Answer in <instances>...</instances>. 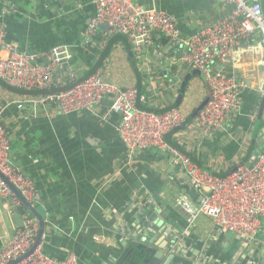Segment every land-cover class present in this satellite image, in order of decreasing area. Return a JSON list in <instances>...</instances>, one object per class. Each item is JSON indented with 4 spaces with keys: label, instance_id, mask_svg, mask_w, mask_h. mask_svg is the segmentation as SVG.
Listing matches in <instances>:
<instances>
[{
    "label": "crops",
    "instance_id": "obj_1",
    "mask_svg": "<svg viewBox=\"0 0 264 264\" xmlns=\"http://www.w3.org/2000/svg\"><path fill=\"white\" fill-rule=\"evenodd\" d=\"M96 1L0 0V25L8 41L30 53L42 54L57 45L71 48L73 57L56 70L57 86L51 92L71 86V71H77L81 80L100 71L123 88L136 86L139 108L156 113L180 108L186 124L192 125L196 110L209 94L202 71L175 66L172 59L180 56L182 47L166 48L169 41L159 33L140 59L126 36L107 34L106 26H100L92 42L83 45L86 28L96 14ZM142 3L176 15L184 38L230 11L218 0ZM258 40L260 32L252 42ZM248 46L245 42L241 48ZM165 48L176 57L169 58ZM224 67L245 84L240 112L213 137L204 138L187 125L165 134L168 144L220 176L230 174L236 163L252 160L258 150L251 153L253 140L264 138V114L259 119L264 51L248 52L241 63ZM45 93L28 92L0 80V121L11 136L12 162L36 184L32 206L44 218L40 241L44 253L58 259L74 253L79 264H146V258L157 264H264V218L249 246L210 218L202 216L189 224L175 203L181 191H190L188 174L169 152L147 148L131 153L127 149L119 134L121 115L111 111V96L94 110L62 114L53 103L34 107L33 98ZM148 202L156 204L164 222L157 236L149 231L153 223L146 228L138 221ZM27 210L0 198V247L21 226ZM169 231L176 233L173 243L168 241Z\"/></svg>",
    "mask_w": 264,
    "mask_h": 264
},
{
    "label": "built area",
    "instance_id": "obj_2",
    "mask_svg": "<svg viewBox=\"0 0 264 264\" xmlns=\"http://www.w3.org/2000/svg\"><path fill=\"white\" fill-rule=\"evenodd\" d=\"M143 1L97 0L96 14L86 28L82 44L91 43L105 23L108 24L107 34L124 35L129 39L136 59L141 58L145 47L155 44L156 33L182 42L188 52L173 58L172 63L202 71L211 91L210 101L196 115L192 125L186 124L187 117L180 108L163 113L139 108L136 86L123 88L108 81L100 71L82 80L78 79L77 71H71L68 74L71 86L51 92L50 89L57 86L56 70L73 57L71 48L57 45L42 54L27 52L17 42L7 40L3 25H0V80L28 92L46 90L47 93L33 98L34 107L53 103L62 114L94 110L106 96H111V111L121 115L119 134L127 149L131 153L147 148L169 152L173 162L188 174L197 198L185 190L175 201L188 223L202 216L210 218L224 231L241 236L249 246L261 231L264 218V152L257 163L252 159L235 172L220 176L202 168L181 148L168 144L165 134L187 125L204 138L213 137L240 112V96L245 84L228 73L224 65L236 66L248 52L264 51L262 0H218L224 8H230L229 13L201 24L186 38L182 36L176 15L144 5ZM257 32L261 40L253 43ZM245 42L249 45L247 49L241 48ZM11 151L10 133L0 121V198L9 199L13 206L20 208L24 205L15 189L32 204L37 199L36 184L12 162ZM39 231L38 219L28 210L24 212L21 226L0 247V264H79L74 253L63 259L47 255L41 243L28 254ZM174 248L172 244L173 251Z\"/></svg>",
    "mask_w": 264,
    "mask_h": 264
},
{
    "label": "water",
    "instance_id": "obj_3",
    "mask_svg": "<svg viewBox=\"0 0 264 264\" xmlns=\"http://www.w3.org/2000/svg\"><path fill=\"white\" fill-rule=\"evenodd\" d=\"M262 5L264 7V0H262ZM104 26H106L108 28V24L105 23V24L101 25L102 28ZM166 39L169 41V44L166 45V48L168 47V48L172 49V48H175V47H182V50L180 52V56L182 54L188 52V47L186 45L182 44L181 42L174 41L172 38H169V37H166ZM166 48L164 49L165 50V53H167L168 56H169V52H167ZM172 57H176V56L175 55L174 56H169V58H172ZM165 60H166V58H164V61ZM184 67H186V66H184ZM263 90H264V88H263ZM208 92H209L208 97L198 107V109L195 112V115H197L203 109V107L206 104H208V102L210 101V97H211V91H210V89H209ZM263 114H264V96L261 99V104H260V109H259V119H261L263 117ZM253 143L254 144L256 143L257 144V147H258L257 152L253 156L254 163H257L258 160H259L260 154H262L264 152V138L258 140L257 142H256V140H253ZM243 163L244 162H240L237 166H235L233 168V170L230 172V174L233 173V172H235L239 167H241L243 165ZM188 186L190 188V194L194 198H197V193L192 188L190 182H188ZM15 192L19 196V198L22 200L23 205L38 219V221L40 223V231H39V235H38L37 241H36V243L34 244V246L32 247V249L28 253V254H31V252L38 246V244L41 241V237H42L43 232H44L43 228H44V225H45L44 218L40 214V212L36 208H34L32 206V204L28 200H26L18 190L15 189ZM150 212H151V214H149ZM159 213L160 212L157 209V206H156V204L154 202H148V203H146L144 205V208L139 212L138 221H139V223H141L140 226L141 227L148 228L149 227V224L150 223H153V226H151V230H149V231L151 232L150 234H153L154 236H157L158 233H160L159 231H160L162 225H164V222L161 221L159 219V217H158V214ZM175 235H176V233L169 231L168 241L170 243L171 242L172 243L175 242V239H174ZM135 250H133V251H135ZM24 257H26V256H24ZM143 262L146 263V264H157V262H155V259L149 260L148 258H146V259L143 260Z\"/></svg>",
    "mask_w": 264,
    "mask_h": 264
},
{
    "label": "trees",
    "instance_id": "obj_4",
    "mask_svg": "<svg viewBox=\"0 0 264 264\" xmlns=\"http://www.w3.org/2000/svg\"><path fill=\"white\" fill-rule=\"evenodd\" d=\"M256 147H257V144H256V143H255V144L253 143V144L251 145V148H252L251 153H252L253 150L256 149ZM257 149H258V147H257Z\"/></svg>",
    "mask_w": 264,
    "mask_h": 264
},
{
    "label": "rangeland",
    "instance_id": "obj_5",
    "mask_svg": "<svg viewBox=\"0 0 264 264\" xmlns=\"http://www.w3.org/2000/svg\"><path fill=\"white\" fill-rule=\"evenodd\" d=\"M137 3V2H136Z\"/></svg>",
    "mask_w": 264,
    "mask_h": 264
}]
</instances>
